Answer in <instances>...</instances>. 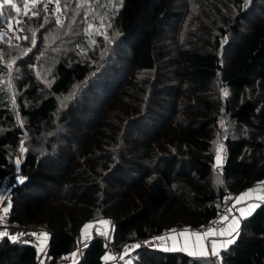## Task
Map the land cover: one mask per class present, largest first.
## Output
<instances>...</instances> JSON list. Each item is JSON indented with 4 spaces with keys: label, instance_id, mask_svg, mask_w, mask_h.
<instances>
[{
    "label": "trees",
    "instance_id": "1",
    "mask_svg": "<svg viewBox=\"0 0 264 264\" xmlns=\"http://www.w3.org/2000/svg\"><path fill=\"white\" fill-rule=\"evenodd\" d=\"M204 1L221 21L207 27L211 45L178 48L170 62L158 45L177 0H71L82 21L67 38L69 21L50 44L59 30L39 17L20 47L0 44V187L25 176L10 189L9 217L52 230L47 264L77 249L87 222L108 221L115 244L200 228L224 184L240 193L264 180V0ZM104 254L94 238L75 264H102ZM217 255L264 264V204ZM131 259L217 264L145 245ZM38 263L33 245L0 240V264Z\"/></svg>",
    "mask_w": 264,
    "mask_h": 264
},
{
    "label": "rangeland",
    "instance_id": "2",
    "mask_svg": "<svg viewBox=\"0 0 264 264\" xmlns=\"http://www.w3.org/2000/svg\"><path fill=\"white\" fill-rule=\"evenodd\" d=\"M3 0H0V3H2ZM13 3L17 4L21 11L19 16L17 17V14L15 10H11L8 12L9 15L16 17L21 21L20 24H16L15 19L12 21V29H8L7 25L4 26V30L8 31V35L4 36L3 38H0V44L4 46L5 48L9 50H13L16 47H20L25 39V37L28 38V30L27 29H34V20L39 17H46L49 19L51 23H53L50 28L51 30H59L58 35L56 36V33L50 34V44H53L57 40L60 39V30L64 27L66 28V23L69 24L66 28L67 34L65 37L67 38V35H70L72 31L77 27H79L82 16L81 12L82 9L79 5L75 6L73 9H69V6L71 5V0H59V7L60 11L55 12L54 10L56 8L55 0H53L52 3L48 4V10L45 11L43 8L42 0H36L35 7H32V0H28L29 8L32 9V11L38 12V15L32 16V11H29L28 16L24 15V0H13ZM205 1L203 0H177L176 4V11L177 15L176 18H174V22L172 24V27H169L167 29L168 34L164 35L161 40L159 41V50L162 53V61L164 62H170V57H172V54L178 49V48H184L188 47L194 50H200L203 51L204 48L209 47L211 45L210 39L214 37L215 31H213V34L210 33V28H207L209 25H211L213 22L218 23V15L217 11L213 6L204 8ZM5 10L7 11L10 6L5 5ZM202 7V8H201ZM225 16V15H224ZM31 17V18H29ZM59 17L62 21V24H57L56 18ZM99 22V31H105V17L99 16L98 18ZM232 21V20H231ZM230 21V22H231ZM221 22V21H219ZM14 30V31H13ZM19 37V38H16ZM59 38V39H58ZM209 41V42H208ZM62 50L67 49L68 43L61 45ZM14 55L12 53L10 56ZM12 58V57H11ZM14 61V59H11L9 63L11 64ZM43 68H46V70H42V74L40 78L44 80L45 82H48V80L51 77L50 71H47L49 67H47L45 64ZM50 70V69H49ZM174 83H171L176 88L178 87L179 83L177 80L173 81ZM187 96V95H186ZM192 98L190 95H188V99ZM18 125H20V122H18ZM22 134V133H20ZM23 135V134H22ZM16 175V174H15ZM15 175L9 177L7 180H5L4 186L6 189L9 190L8 194L10 193V188L6 186V182H8L11 178H13ZM19 184V183H18ZM17 184V185H18ZM1 186V187H2ZM31 225V224H29ZM88 225L89 227H85ZM26 227V226H25ZM42 230L49 229L47 227H40ZM51 230V229H49ZM52 231V230H51ZM109 234L108 236L111 237V240L113 241V228L110 226V223L108 221H98V222H87L82 229V233L78 238V246L75 250V260L71 257L72 264H75L79 257H81L84 247L93 239L101 237L102 235ZM107 236V238H109ZM152 238V237H151ZM49 239V237H48ZM144 240V239H143ZM114 243V242H113ZM115 244V243H114ZM121 245V246H120ZM147 244L145 241H127V242H119L117 244L118 252H120L121 257L123 259V264H133V261L131 259L132 253L138 249L139 247ZM148 247V246H147ZM72 254V255H74ZM109 256V255H107ZM109 264H116L113 261V258L109 256Z\"/></svg>",
    "mask_w": 264,
    "mask_h": 264
},
{
    "label": "crops",
    "instance_id": "3",
    "mask_svg": "<svg viewBox=\"0 0 264 264\" xmlns=\"http://www.w3.org/2000/svg\"><path fill=\"white\" fill-rule=\"evenodd\" d=\"M8 192L9 190L4 186L0 187V204L7 196ZM262 204H264V190L255 192L245 189L240 193H237L236 212L232 217L226 220L221 229H209L203 233L190 231L164 233L142 241H145L148 247L161 251H179L190 256L213 257V255L219 254L221 250L229 247L236 240L242 220L249 217ZM24 229L25 226H19L16 224L11 227L1 226L0 240L5 238L13 242L14 240L12 237L19 236L23 233ZM206 233L207 235H205ZM48 241V236L42 229L30 231L29 237L25 241L34 246L38 256V264H47ZM214 248L215 254H213ZM74 253L76 252L74 251L71 253L69 258L72 257L73 260H75ZM190 253L195 254L193 255Z\"/></svg>",
    "mask_w": 264,
    "mask_h": 264
},
{
    "label": "built area",
    "instance_id": "4",
    "mask_svg": "<svg viewBox=\"0 0 264 264\" xmlns=\"http://www.w3.org/2000/svg\"><path fill=\"white\" fill-rule=\"evenodd\" d=\"M224 162V160H222ZM25 176L22 175L20 172L17 174V176H14L11 178L8 182H6V186L11 189V187L16 186L18 183L21 182V180H24ZM252 191H261L264 190V180L263 181H256L251 184L249 188H247ZM222 201L221 206L217 213L214 215L212 219H210L205 225H203L200 228H191V227H172L169 230H166L164 233H171V232H179V231H190V232H199L203 233L208 231L209 229H221L226 220L232 217V215L236 212V199H237V193L233 192L228 185L224 184L222 187ZM9 195H7L3 201L0 204V227L7 226L11 227L12 225H15L9 217ZM8 207V212H4V208ZM40 226L37 224H31L27 225L23 231L22 234L16 237V239L13 242L17 243H26L25 241L29 237V232L33 230H39ZM46 232L47 236L50 238L52 231L49 229L44 230ZM163 233V234H164ZM109 234L102 235L101 237H98L103 242L104 248H105V254L101 257V263L102 264H109V256L113 258V261L116 264H123V259L121 257L120 252H118L117 244H114L111 240V237L108 236ZM107 236L109 238H107ZM97 238V237H96ZM121 246V245H120ZM70 255V254H69ZM69 255L66 254H56L54 257L55 264H72L71 258H69ZM109 255V256H107ZM213 258L215 259L216 263H220V257L218 255H213Z\"/></svg>",
    "mask_w": 264,
    "mask_h": 264
},
{
    "label": "snow or ice",
    "instance_id": "5",
    "mask_svg": "<svg viewBox=\"0 0 264 264\" xmlns=\"http://www.w3.org/2000/svg\"><path fill=\"white\" fill-rule=\"evenodd\" d=\"M52 2H53V0H42L43 8L45 11L48 10V4L52 3ZM55 3H56V8H55L53 14H55V12L60 11L59 0H55ZM35 4H36V0H32V7L33 8L35 7ZM5 5L10 6L7 11L5 10V7H4ZM24 8H25L24 15L28 16L29 11H32V9L29 8L28 0H24ZM11 10H15L17 17L19 16L20 11H21L20 7L17 4L13 3V0H3V2L0 3V38H3L4 36L8 35V31L4 30L5 25H7V28L11 30L12 29V21L14 19H15L17 25L21 23V21L19 19L8 14V12ZM36 15H38V12L32 11V16H36ZM29 18H31V17H29ZM55 22L57 24H62V21L60 20L59 17L56 18ZM89 27L91 28L92 25H89ZM33 35H35V33H33ZM16 38H19V37H16ZM25 39H27V37H25ZM33 43H35L34 40H33ZM226 94L227 93H225V95ZM218 159H219V157H218ZM16 163H17V165H19L20 161L17 160ZM21 182H23V181L21 180ZM4 212L5 213L8 212L7 206L4 208ZM85 227L87 228L89 226L86 225ZM181 235H183V234H181ZM205 235H207V233ZM12 239L15 240L16 237H12ZM160 239H163V238H160ZM229 242H231V241H229ZM136 247H139V246L137 245ZM190 254L194 255L195 253H190ZM213 254H215V248L213 249Z\"/></svg>",
    "mask_w": 264,
    "mask_h": 264
},
{
    "label": "clouds",
    "instance_id": "6",
    "mask_svg": "<svg viewBox=\"0 0 264 264\" xmlns=\"http://www.w3.org/2000/svg\"><path fill=\"white\" fill-rule=\"evenodd\" d=\"M94 239V238H93Z\"/></svg>",
    "mask_w": 264,
    "mask_h": 264
}]
</instances>
